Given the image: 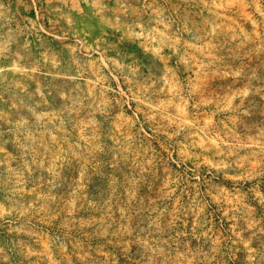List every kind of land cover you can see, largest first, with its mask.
I'll list each match as a JSON object with an SVG mask.
<instances>
[{
	"label": "rangeland",
	"instance_id": "obj_1",
	"mask_svg": "<svg viewBox=\"0 0 264 264\" xmlns=\"http://www.w3.org/2000/svg\"><path fill=\"white\" fill-rule=\"evenodd\" d=\"M0 264H264V0H0Z\"/></svg>",
	"mask_w": 264,
	"mask_h": 264
}]
</instances>
